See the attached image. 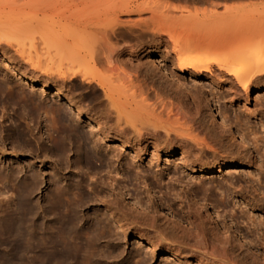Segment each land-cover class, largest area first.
Returning a JSON list of instances; mask_svg holds the SVG:
<instances>
[{"label":"bare ground","instance_id":"6f19581e","mask_svg":"<svg viewBox=\"0 0 264 264\" xmlns=\"http://www.w3.org/2000/svg\"><path fill=\"white\" fill-rule=\"evenodd\" d=\"M187 1L195 5L198 4L201 7L204 6V8L201 9L197 5V8H194L193 12L188 10L189 7L184 9L182 8L180 10L179 18H175L174 16L173 18H170L171 16L168 17L165 12L161 11L162 9L160 7L153 6V8H150L146 5L144 6L142 4H137L134 2V0H0V58H5V61H8V63H10L11 65V68L9 67V65H6V67L0 65L1 68L3 67V69H5L6 71H0V112L2 110L5 111L7 108H10V114L8 116L5 115L6 113H0V115L2 114L0 116V127L2 128V125L4 124V118L7 116L9 117V119L7 118L9 123L13 124V126L16 125L20 119H26L28 122L26 124L28 125H26L27 127L24 128L28 130L30 128L29 124H32L33 121H35V115H33V113H35L36 111L39 112H36L37 114H40V122H44V124L48 122L47 116L50 112L49 110L52 107L51 104L48 103V105L50 104L49 106L51 107L49 110L48 108H46L48 106L47 104H45V101L48 100H46L44 95H46L48 92H53L55 97L57 96L60 98V102L63 105V108L61 107L62 109H65L66 112H74L77 114V116H80V122L82 120V117H86V112L88 111H81L82 109L85 110L84 108L86 106H84V108L80 107L82 109H78V107H76L74 104L69 103L65 100L60 92L61 90L59 91L52 89L53 87H50L46 83V78H49V70L45 69L42 71L40 75L43 77V82H41L40 80H37V78H35V71L40 70V73L41 69L39 68L41 66L38 67L36 65H33L32 62H27L24 67L25 71L20 72V70L22 71L23 69L21 63L20 65L22 69L18 70L19 67L16 66L17 61L15 64V60H12L13 58L10 57L12 55L6 56L7 54H4L6 51H11L12 48H15L12 41L18 40V42L16 41V44L18 43L19 45V39H25L28 43L25 40L24 42H26L30 46L31 44H33V42H35V40L32 41V39L38 35L40 41H37H39L38 43L42 45V50H47V55L46 53L45 55L46 57H48V51H50V47H56L54 49L59 50V48L61 49L64 45L67 44L68 40L65 36L68 35L69 38V36L71 37V35H73L71 37L72 42L74 35L80 34V36L75 35L77 37H80V65L82 64V66L84 67L83 64H85V66L87 64H90L93 67L100 66L104 69L103 74L98 75L97 73L98 77L96 75L88 76L84 74V72L82 73L80 71V84H82L81 86H83L81 88H85L86 86L91 87L94 84V86L98 88L97 90L103 93V97L99 96L102 97L100 99L104 98L100 104H105L104 108H101V111L99 112L97 117H94L92 119L89 118L93 122V126L91 125L92 122H89L88 127L86 126L89 131L90 129H92V131L90 132L91 136L92 132H97V136L101 138L98 139L97 137H95V139H92L93 147H91L92 145L90 144L88 145L90 146V149L92 148L91 152H94L93 148L96 151L94 153H91L90 151V153L87 151H83V158H81V156L80 158L84 160L96 159L97 162L99 161L98 164L100 165L106 163L102 162V159H104V157L101 155L100 150L97 149L98 147L95 148L98 141L102 144L104 143L102 141H106L107 144H115L118 147V150L120 148L121 150H129L132 153H130L131 156L127 155L128 153H126L125 156V153L121 154L120 152V154L117 153V155L116 153L111 154L110 152H112L111 149L113 147L110 149L109 144V148L107 149L108 151L106 150L109 157L106 156L105 159H107V157L109 159H115V157H117V159H123L124 155L125 157L130 156L131 159L134 160L139 159L140 161L148 154L149 149H152V155L150 154L151 162L155 158H160L159 156L162 154L165 155L166 158H168V156L174 155L179 156V159L176 161L177 163L174 164L173 172L172 170L167 169L164 172L165 174L162 173L163 175H161V172L158 171V169L157 171L152 173L148 172V174L144 176V178L146 177L145 179L151 181L152 186H150L152 187V191L156 189L157 191L155 192H157L159 196L155 197L149 195L150 190H146L145 194L142 192L144 194L143 198L136 197L137 194L136 196H132L134 198H132L130 195L129 201L131 202L132 206H134V210H136L133 214L129 213L130 208L128 210L127 207L122 204V202H119L122 201V199L118 201V198L116 199L115 197V199L109 200L111 196H114L111 192L114 191L113 189H115V187L113 186L112 182L108 184L107 188L111 192L109 194L106 193V191V194L104 193V196H102V194L101 196L103 201H100L104 202V205L108 207L107 216H109L113 225L115 226V228H117L114 231V235L119 237V233L122 232L125 235V238H127L128 235L129 237H133L134 243L137 248L139 247L145 250V254L149 255V259H147L148 261L153 260L155 256L160 253H165V260L162 258L163 261H165V264L170 261L171 258H173V264H264V257L263 259H259L258 256L254 254L251 255L250 262L240 259L239 255L236 254L235 247L236 245L239 246V244L241 243H237L235 241V239L232 237V234L228 230L229 228L227 229L226 227H222L223 230L218 228L219 223L221 224L226 220V217H228L230 221H239L240 219L243 220L245 222L244 224L246 228L250 230L252 229L255 233L259 230L264 229V102H261L259 104V109L255 110V112H258L256 113V115L254 114V112H248L247 107L243 108L246 114H248L249 116L251 115L252 118L257 119V117H259L260 123H258L257 121L258 127L256 129L254 126V131L249 130L250 132H248L247 134H241L240 132H242V129L240 128L244 127L243 122L245 121L243 120L242 122V120H237L238 124L240 122L242 123V126L240 127L241 123L237 125V122H235V126L238 127L236 129L235 126L231 125L234 122L232 118L231 119L233 122L231 124H227V122L229 121V117L226 115V112H224L225 109H222L223 112H221L219 111V109H216L218 107L215 108V106V117L219 121L224 122V124L222 123V125H216L215 122V124L211 122L212 124L207 125L205 121L206 117H204L203 112L208 107V103L210 102L208 100L209 98L207 99V96L204 97L206 93L204 96L202 95V92L198 90L196 84H194V88L192 90H188L182 83V77L184 75H187L188 79H192L193 81L204 80L206 82H209V84L218 88L220 93L221 91L224 92H222L224 95L220 98L215 97L217 95L213 96L214 100L212 99L211 102L215 100H217V102H220L218 100L226 99V97H228V100L225 102L229 103L232 106H235L236 104L241 105L243 103L248 105L251 103L253 93L264 90V0ZM160 4L162 5V3ZM170 9L172 10V8ZM133 14H137L138 20H130V16ZM145 14L146 16H148L146 17ZM121 16H125V19H122L123 17L121 18ZM22 34L24 36H34H25L28 38L27 39L24 38V36H21ZM132 35H135L136 37H132ZM145 35L151 37L150 42H148L150 46H160L161 48H163V51L166 53V55L169 54V57L173 58L172 62L174 63L173 72H169L164 65L157 64L158 66L155 67V69L161 71V73L159 72L161 76L156 80L160 84V90H155L154 92H160L161 96L160 94H158L157 96L159 99H156L155 96L152 95L157 102L153 101V104L151 105H148V103L150 104L149 99L152 102L154 98L149 96L148 99L147 96V93L150 92L148 90L151 87L148 88L146 93L144 89H141L140 85L141 83L144 84L145 80H148L150 82L149 84H151V82L155 83L156 77L154 72L155 70L149 69V63L141 62L143 53L141 54L140 51L142 50V47L147 46V43L145 44L143 43L144 41L141 40V45L139 49L137 48L138 50L135 48V45H132L134 44V39H136L135 41L138 42V40L141 39L140 37H144ZM125 36L132 37L133 40H131L133 41V43H131V40H129L131 44L127 43L126 39L128 38H126ZM137 42L136 44L138 45L139 42ZM34 44L36 45V43ZM73 44L74 42L71 45ZM13 53L15 54L14 50ZM23 58L22 60L24 62ZM3 64L5 65V63ZM85 71H88L87 74H89L90 72V70H88L87 68ZM95 72H91V74H94ZM7 73H9L8 75H10L11 79H9V77L5 78V76H7ZM65 77L66 76H64V74L61 75V78L66 81L67 77L66 79ZM140 77L141 81L142 79H144V82L140 81ZM14 78H17L19 80V85L16 84V81L15 83H12L15 80ZM51 79L52 78H50V80ZM64 82L61 81V83ZM11 83L13 85L16 84L17 91L14 90L15 86L13 87ZM61 83L59 86L62 85ZM147 83H145V86ZM94 86L91 88L94 89ZM36 87L39 90V93H42L39 104L37 103L38 100L33 95V91L36 89ZM152 88H154V85L152 86ZM93 89L90 90V93ZM154 89H157V87H155ZM142 91L147 94L145 95V98L147 97L148 100H145L142 97V95H144ZM129 92L131 93V95H129ZM96 93L97 95H99L98 91ZM138 95L141 96L136 98L135 96ZM149 95H151V93H149ZM140 97H142L143 99L140 100ZM100 99L98 98L99 102ZM83 100H85V98ZM86 100L84 101V105L87 102ZM144 100L149 102H145L147 103L145 105ZM82 105L83 104H81V106ZM100 107L101 106H99V110ZM155 108H157L156 110H158V112H156ZM64 111L62 110V116L64 115V113L68 114V116L64 115L65 117H63V121L65 122V118L71 116H69L70 113H66ZM19 112L21 113L18 114ZM51 114L53 115L52 111ZM54 114L55 115L53 116V118L55 117V121H58V119H56L58 118L56 117V113ZM52 115L49 114V116ZM37 116L35 118L38 120ZM237 117L239 118L240 116ZM49 118L51 120L52 117ZM50 120L49 122L51 124L52 120ZM59 122L60 121L55 123ZM72 122L73 121H71L70 123ZM60 123L56 126L59 127ZM48 124H45L44 128L46 127L48 129ZM32 125L34 127V124ZM63 125L64 123H62L60 127H62ZM46 128L45 133L46 131L50 130H47ZM62 129H64V126L62 127ZM62 129L60 130V128H58L57 131L54 132L56 136L54 139L55 141L53 142H57L61 148L65 149L63 146H65L64 143L66 141L64 140H67L69 137L66 139L64 135L67 127L66 129H64L65 131H63ZM93 129H95V131ZM245 129L243 130V132H245ZM31 130L29 129V131H27L30 132V137L34 135L31 134ZM258 132H260V134ZM87 133L83 131L84 136H86L85 134ZM70 134H68V136H70ZM74 136L76 137L77 135ZM94 136L95 135L93 134V137ZM96 138L98 139V141L96 140ZM21 139L23 140V137ZM38 139H40V137ZM52 139L53 137L51 138V140ZM20 140H18V142ZM33 140H36V137L32 139V141ZM15 141H17V139ZM68 142L67 145H69L71 141L69 143ZM33 143H35V141ZM40 144L41 143H39L38 145ZM80 146L82 147V145ZM48 147H46V149ZM60 147L57 146V148L59 149H56L55 147V150L57 151V153L63 155L66 150H62L60 153L58 152L60 150ZM85 147H87V145ZM109 153L111 155H109ZM258 159L260 160V162H258ZM164 161L167 162L168 160L165 159ZM106 164H104L103 166H105ZM137 164L140 163L137 162ZM137 164H134L135 166L132 167V169L134 168V170H140L141 165ZM127 168H125L124 170H128ZM245 168L251 170L247 174V178L244 177V179L241 178L240 175L237 177L236 175L232 176L230 174L228 175V177L220 175L223 173V171H226L225 173H236L240 172L239 169L245 170ZM177 169H180L184 173L189 174L186 177L178 175ZM167 171L168 173H166ZM1 172L3 171L1 170ZM196 173L199 174L198 178L193 177V174ZM117 175L118 173L116 171L115 177ZM214 175H219L222 179L221 181L225 182L226 185L228 184V187L231 191L226 193L224 190H222L223 184L218 183L214 180H210V183L208 184V180L211 179ZM10 176L12 175L10 174ZM112 181L116 183L117 180H115L114 178ZM103 183H101V185ZM105 183H107V181ZM23 189L27 192V189ZM31 191L29 193H31ZM68 191H65V189L62 190V188L59 190V192L57 191L59 194L57 195L56 193V197L52 196V199L50 200V202H48L49 205H47L48 210L45 212H47L46 214L48 215V217H52V220L50 219L52 221V225L50 226H52L53 229L59 228L58 233L60 232L61 234H63L61 237L72 239L73 242V240H75L73 227L75 224H77L78 221L76 216L74 215L76 214L74 213L76 206H73V202H71L69 199V195L72 192H70V190ZM29 193L28 195L26 194L28 198L30 197L29 195H31ZM97 195L98 193L96 194V196ZM128 195L129 194H127V196ZM83 198H81L80 201L83 200ZM8 202L5 203V206ZM21 203H18V207ZM27 203L25 201L26 205H28ZM30 203L32 204V202ZM22 205L24 206V204ZM80 205H83L82 207H84V204ZM176 205L178 206L177 208H179H176L177 210L174 209V206ZM2 206L4 207V205ZM16 207L17 205L15 206V208ZM209 207H212L213 214L216 219H213L214 216L212 217V215L209 213ZM26 208H28V212L31 211V206L30 209L29 207ZM7 209H9L10 211V208ZM219 209L221 210L222 214L225 210L227 216L225 217L224 215H221ZM6 211L7 210L5 209V212ZM12 212L13 210L11 211V213ZM28 212L27 214H29ZM11 213H9V215ZM23 213L24 212H22V214ZM71 213H73V215H71ZM255 213H258V216L256 215L255 217ZM27 214L24 216L27 217ZM252 214L254 215L250 216ZM16 215H20V213H17ZM105 215L106 214H104V216ZM28 217L30 218L31 215H29ZM5 218H7V216ZM13 219L14 221L16 220L15 218ZM173 220L178 222H174ZM21 221L22 219L19 220L18 217L17 222H19V225H17L18 223L16 222L17 224H13V226H18L17 229L19 230L20 228L22 229V226L24 224H22L23 221ZM26 221L27 220H25V222ZM160 221L164 223L159 224ZM223 224L224 222L222 223V226ZM20 225L21 227L19 228ZM24 226L26 227V225ZM26 228L24 230H26ZM24 230L23 233H27L30 231L28 229L29 231L26 230V232H24ZM110 230L112 231L108 224L103 221H98L95 224L92 222L89 223V228H87V231L80 232V252L82 249H84L81 252L84 253V255H80L81 262L79 264H100L104 260L103 256V258L101 259L96 257L98 253L96 256L93 254V252H90L89 255L85 254L88 253V249L90 251L91 248L95 247L92 245H94V242L96 243V240L99 241V239H103L106 234L108 236ZM252 230L250 231L251 233ZM8 231H4V233H8ZM56 232L57 231L52 234H54L57 239L56 234L58 233ZM36 233L33 234L36 235ZM260 233L261 232H259V234ZM18 234L19 233H17V235ZM28 234H30V236L32 235L31 233ZM17 235L16 237H19L20 234L18 236ZM118 237L116 238L118 239ZM31 238H33V235ZM63 238L61 239L63 240ZM259 239L263 241L264 234H262ZM83 243H86V246L83 245ZM62 248L65 249L64 247ZM239 248L242 249V247ZM103 251L104 250H102V253ZM103 255L105 256L107 254ZM107 259L110 260L111 257ZM141 261H137V264H145L144 261Z\"/></svg>","mask_w":264,"mask_h":264},{"label":"rangeland","instance_id":"374dc122","mask_svg":"<svg viewBox=\"0 0 264 264\" xmlns=\"http://www.w3.org/2000/svg\"><path fill=\"white\" fill-rule=\"evenodd\" d=\"M134 2L137 3V4H142L144 6L146 5L147 7H150V8H153V6L154 7L158 6V7H160L162 9L161 10L162 12H165L167 14L168 17L171 16L170 18H173V16L175 18H179L180 10L182 8L184 9V8L189 7L188 10L193 12L194 8H197L196 6L198 5V4L195 5V4H193V3H191V2H189L187 0H134ZM160 3H162V5ZM198 7L201 8V9L204 8V6L201 7L200 5H198ZM170 8H172V10ZM171 12H174V13H171ZM145 16H146V14H145ZM145 16H144V18H145ZM121 18L125 19V16H121ZM135 18H137V14H133V15L130 16V20L132 19V21H133V19L134 20H138V18L137 19H135ZM75 35L80 36V34H75ZM75 35H74L75 38L73 37V41L72 42H71V39H72L71 37L73 35H71V37L69 36L70 39L68 38V35L65 36L66 39L68 40L67 44L64 45L61 49L59 48V50L54 49L56 47H54V48L50 47L49 50L51 52L48 51L49 52L48 53V57H46L47 50H45V49H44L45 51L42 50L43 49L42 45L40 43H38L40 41L39 38H38L39 37L38 35L35 36L33 39L30 38V39H32V41L35 40V42H33V44H31L32 42L30 43L31 47L29 46V44H27L28 43L27 40L24 39L27 42L26 43V42H24V40H20L18 38L19 39V45H18V43L16 44V41L18 42V40H14V41H12V43L15 46V48L14 49L12 48V50L10 49L11 51H9V50L6 51V52L4 51L5 52L4 54H7L6 56L12 55L10 57L13 58L12 60H15V64H16V61H17L16 66L19 67L18 70L23 68L22 71L20 70V72L25 71L24 67L27 64V62H32L33 65H36L38 67L39 66L43 67L44 65H46V66L43 67L44 69L41 68V67L39 68V69H41L40 73H39L40 70H38V71L36 70L35 71V74H36L35 78H37V80H40L41 82H43L42 81L43 77L40 74L45 69L49 70L48 71L49 78H46L47 79L46 83L50 87H53L52 89L59 90V91L61 90L60 92H61L62 96L65 98V100L67 102H69V103L74 104L76 107H78V109H82V108H84V106H86L87 108L85 107L84 108L85 110L82 109L81 111L82 112L83 111L84 112L88 111V112H86V117H82V120L80 122V116H77L76 113L71 112V111H67L66 112L65 109H62L63 105L60 102L61 101L60 98L57 97V96L55 97L53 92H48L46 95H44L46 100H48V101H45V104H47L48 107H46V108H48V110L52 106L51 109L52 108L53 109L52 110L50 109L49 110L50 112L49 111L48 112H49L50 115H52L51 114V111H52L53 115L49 116V114H48L47 117L48 118L49 117L53 118V116L55 115L54 113H56V117H58L56 119H58V121L61 122V123L59 122L60 126L62 125V123H64V125H63L64 129H66V127H67V129L65 131L64 129H62L63 126L62 127L56 126L57 124L59 125V123H55V122H58L57 120L55 121V117L53 118V120L55 122L51 118V120H52V122H51L52 126H51V124L49 122L50 118L49 119L47 118L48 122H46L45 124H48V123L50 124V125L48 124V126H47L48 129H50V130L46 131V133H45V128H46V127L44 128L45 124H44V122H40V120H39L40 114H37L39 112L36 111L37 113L36 112L35 113L38 116L35 113H33V115H35L34 116V120L35 121H33V119H32V121H33L32 124H34V127H33L32 124H29L30 125L29 129L31 130V128H32L31 134H34V135H32L30 137V132H27V131H29V129L27 130V129L24 128V127H27L26 125H28V124H26V123H28V122H27L26 119L22 118L23 115H22V117L20 116L22 119L19 118L20 119L18 121L19 123L17 122V124L13 126V124L9 123V121H8L9 117H7L10 114V108H7L6 110H8V111L5 110L6 112L1 109L2 111L0 113H4V114L6 113L5 115H7V116L5 118L6 119L8 118V119L6 120L4 118V124L2 125V128L0 127L1 128V130H0V141H1L0 142V165H1L0 166V177H1V179H0V202H1L0 203V211H1L0 212V222H1L0 223V229L2 230V232L0 230V236L2 234V236L0 237V264H66V263L67 264H74V263L75 264H79L81 262V260H80L81 256L80 255H84V253H81L84 249H82L81 252H80V243H79L80 242V232L87 231V228H89V223L92 222V223L95 224L98 221H103L106 224H108V226H110L112 231L111 230H110L111 232L109 231V235H108L109 237L106 234V236L103 239H99V241L96 240V243L94 242V245H92V246H95V247L91 248V250H93V251H91V250L89 251V249L88 250L86 249L88 251V253H86L85 255H87V254L89 255L90 252H93V254L96 256L97 253H98V255L96 257H98L100 259L104 257L103 258L104 260L102 259L103 261L101 262L102 264H124V263H126V264H135L136 263L137 264V261H141V260H142L141 262L144 261L145 264H163V263L165 264V261H163V259L165 257V253H160V254L156 255L153 260H149L148 261L147 259H149V255L145 254V250H143V249H141L139 247L137 248V246L134 243L133 237H131V236L129 237V235H128L127 238H125L124 237L125 235L122 232L119 233V237L115 236L114 235V233H115L114 231L117 228H115V226L113 225V223L110 220L109 216H107L108 207L106 205H104L105 204L104 202H101V201H103L102 200V196H104L106 193L110 194L111 191L108 190L107 187H108V184L110 182H112V184L115 187V189H113L114 188L113 187L112 189L114 191L111 192V193L114 196L113 197L111 196V198H109V200L110 199H115V197H116V199L118 198L117 199L118 201L120 199H122V201H119V202L120 203L122 202V204L125 207H127L128 210L130 208L129 213L130 214L131 213L132 214L135 213L136 210H134L135 209L134 206H132L131 202L129 201L130 195L132 197V196H136V194H137L136 197H142L143 198L146 190H150L149 195L155 196V197L159 196V194H157V192H155V191H157L156 189L152 191V187H151L152 183H151V181L145 179L146 177L144 178V176H146V174H148V172L152 173V172L157 171L158 169H159L158 171L161 172L160 173L161 175H163L162 173H164L167 169L172 170V172H173L174 171V169H173L174 168V164L177 163L176 161L179 159V156H177V155L175 156L174 155V156H168V158H166L165 155L162 154V155L159 156L160 158H158V159L155 158L156 160L154 159L151 162L150 161V156L152 155L151 154L152 149H149L148 154L144 158H142L140 161H139V159H135L134 160V159H131V157H130L131 154H132L131 151H129V150L128 151L121 150L120 148L118 150V147L115 144H111V143L107 144L106 141H102V142H104L103 144L101 142L99 143L98 139H101V138L99 136H97V132H92V136L90 135V132L92 131V129H90V131H89V129L86 128V126L87 127L89 126L88 124H89V122L90 123L92 122L91 121L92 118L98 116L99 112L101 111V108L103 109L105 104H100L103 101V99H104V98L100 99V98L103 97V93L100 92L99 90H97L98 88H96V86H94V84H93V86L95 87L94 88L95 90L93 88H91L93 86H91V87L88 86L90 89L87 86L85 88H81L83 86H81L82 84H80V71L82 73L84 72V74H86L88 76H95V75L97 76V73H98V75L99 74H103L104 69L102 67H100V66L99 67H93L90 64H87L86 66H85V64H83L84 67H85V70H86V68L88 70H90L89 74H87L88 71L84 70V67L82 66V64L80 65V37H77ZM15 36H19V35H15ZM21 36H24V35L22 34ZM25 36L33 37L34 35L33 36L25 35ZM25 36H24V38H27ZM134 36L132 35V37H134ZM125 37L128 38V39L125 38L127 43H129V44L133 43L132 37H130V36H125ZM140 38H139L140 40H138V42H139L138 45L136 44V42H137V41H135L136 39H134V44H132V45H135V48L139 49V47L141 45L140 44L141 40L144 41L143 43H145V44L147 43L146 44L147 46H145V47L141 46L142 50L140 52H141V54L143 53L141 62H143V63L148 62L149 63L148 66L150 67V68L149 67L148 68L150 70L151 69L155 70L154 72H155V75H156L155 83L151 82V84H149L150 82L148 80H145V82H144L143 81L144 79H142L144 84L143 83L140 84L141 85V89H144L145 92L147 93L148 88L151 87L148 90V91H150V92L147 93L148 95L143 92L144 90L142 91L143 94H144V95H142V97L146 100L147 97L145 98V95L148 96V99H149V96L153 97L152 95H154L156 99H159L157 95L160 94V96H161V93L160 92L157 93V92H154V91L155 90H157V91L160 90V84L156 80L158 79V77L161 76V74H159V72L161 73V71L155 69V67H157L158 65H164L169 72H173L174 71V66H173L174 63L172 62L173 58L169 57V54L166 55V53L163 51V48H161L160 46L159 47L158 46H154V47L150 46L148 44V42H150V40H151L150 36L145 35L144 37H140ZM37 40H39V41H37ZM129 40H131V43L129 42ZM73 42H74V44L71 45ZM34 43H36V45ZM37 45L38 46L41 45V46L38 47ZM52 49H54V50H52ZM13 50H14L15 54L13 53ZM45 53H46V55H45ZM16 54H18V55H16ZM20 56H21V58H20ZM22 58L24 59V62H23ZM18 60H19V62H18ZM45 60H46L47 63L45 62ZM22 62L24 63V65H23ZM3 63H5V65ZM20 63L22 65V68H21ZM0 65L1 66H5V67H6V65H9V67L11 66L10 63H8V61H5V58H3V57L0 58ZM47 65H48V67H47ZM1 66H0V71L6 72L5 69H3V67L1 68ZM91 72H95V73L91 74ZM49 73H50V75H49ZM8 74L9 73H7V76H5V78L9 77V79H11L10 75H8ZM51 74H53V75H51ZM62 74H64V76L67 77V79L65 77L66 81L61 78ZM0 77H1V75H0ZM50 78H52V79L50 80ZM14 79L15 80L12 83H15V81H16V84L19 85L20 84L19 80L17 78H14ZM58 80L60 81V83H61V81L62 82L65 81L64 83H61L62 87L59 86L60 83H59ZM140 81H141V77H140ZM145 83L148 84V85L146 84V86H148V87L145 86ZM182 83L184 84V87L186 89H188V90H192L194 88V84H196V87L198 88V90H200L202 92V95L204 96L205 93H206V95L204 97L207 96L206 98L207 99L209 98L208 100L210 101L209 102L210 104L208 103V107H210V108L207 107L206 108L207 110L205 109L204 112H203L204 117H206L205 121H206L207 125H210V124H212L214 122L216 123V125L217 124L218 125H220V124L222 125V123L224 124V122L219 121L215 117L214 110H215L216 107H218L216 109H219V111H221V112H223V110L225 109L224 112H226V115L229 117V121L227 122V124H231L234 121L231 125L235 126L236 125L235 122H237V125H239L241 123L240 122L241 120H242V122H243V120L246 122V124H245V122H243V126H244L243 128L245 129L247 127L245 129V132H243L244 129L241 127L242 123L240 124V127H241L240 129H242V132H240L241 134L242 133L247 134L251 130L254 131L255 128L257 129V127H258L257 121H258V123H260L259 117H257V119L252 118L251 115L249 116L248 114H246V112H245V110L243 108L247 107L248 112H254V114L256 115V113H258V112H255V110L256 109L258 110L259 109V104L261 102H264V90L260 91V92H257V93H253L250 104L246 105L245 103H243L241 105L236 104L235 106H232L229 103L225 102V101L228 100V97H226V99L218 100L220 102H217V100H215L216 102L215 101L211 102V100L213 99V96L217 95L215 97H217V98L219 97L220 98L221 96L224 95L223 94L224 92L221 91V93L223 92L221 94L220 91L218 90V88H216L215 86L209 84V82H206L204 80L193 81L192 79H188L187 75H184L182 77ZM16 84H14V85L12 84L13 87L15 86L14 87L15 91H17ZM153 85H154V88L157 87V89L152 88ZM58 86H59V88H58ZM63 86H65V87H63ZM80 89H85L87 91L80 90ZM91 89H93V90L90 93ZM151 89H152L153 93L151 92ZM96 90L99 92L98 93L99 95H97V93H96L97 91ZM149 93H151V95H149ZM33 95L38 100L37 103L39 104V100L42 97V93L41 92L39 93V90L37 89V87L33 91ZM129 95H131V93ZM39 96H40V98H39ZM99 96H102V97H99ZM139 96H141V95H138V96H135V97L137 98ZM142 97H140L141 99L140 98L139 99L142 100L143 99ZM84 98H85V100L88 98L90 102L87 99L86 100L87 102L84 105V101H85V100H83ZM98 98L100 99V102H99ZM155 98H154V100H152V102L149 99L150 104L148 103V105L153 104V101H156ZM68 100H70L71 102L68 101ZM134 100H136V99H134ZM145 100H144V103L145 102H149V101H145ZM80 102H82V103H80ZM88 102H89V104H88ZM48 103H50L51 106H49L50 104L48 105ZM81 104H83V105L81 106ZM92 104H93V106H92ZM146 104L147 103H145V105ZM59 105H60V107H59ZM87 105H89L90 107L87 106ZM99 106H101L100 110H99ZM214 106H215V108H214ZM80 107H82V108H80ZM59 109H62L63 111L65 110L64 112H66V113H70L69 116H71V117H68V118L66 117L65 118V120L67 121V122L65 121L66 123L63 121L64 120L63 117L68 116V114L64 113L65 116L64 115L62 116L61 115L62 110H59ZM156 109L157 108H155V110ZM38 111H39V108H38ZM90 111H92L93 113L90 112ZM156 112H158V110H156ZM20 113L21 112H19L18 114H20ZM59 113H60V115H59ZM94 114H96V115H94ZM90 115H92V116H90ZM36 116H37L38 120L35 118ZM87 116H88V118H87ZM237 116H240V117L238 118ZM89 118H91V119H89ZM231 118L233 119V121H232ZM25 120H26V122H25ZM70 120L73 121V122L70 123L71 122ZM237 120H240L239 124H238ZM84 122H85V124H84ZM18 124L20 125V127H19ZM67 124H68V126H67ZM91 125L93 126V122L91 123ZM254 126H255V128H254ZM9 127L10 128L13 127V128L10 129ZM55 127H57V128H55ZM252 127H253V129H252ZM18 128H21V129H18ZM58 128H60V130L62 129L63 131H65L64 135H65L66 139L69 137L67 140H64V141H66L65 142L66 144L64 143L65 146H63L65 149L61 148L58 145L57 142H53V141H55L54 139H55V136H56V134L54 132H56ZM237 128L238 127H236V129ZM21 130H22L23 134L21 133ZM93 130L95 131V129H93ZM246 130H247V132H246ZM83 131H85V133L88 132L87 134L90 135V136H88L87 134H85L86 136H84ZM47 132H48V134H47ZM76 132H77V134H76ZM43 133L45 135L47 134L48 136L47 135L45 136ZM70 133H73V134H70ZM258 133L260 134V132H258ZM20 134L23 135V136H21ZM24 134H27V135H24ZM50 134H52V135H50ZM68 134H70L71 137L68 136ZM93 134L95 135L94 137H93ZM49 135H50L51 138L53 137L52 140L49 137ZM66 135H67V137H66ZM74 135H77V136L75 137ZM20 137L21 138L23 137V140ZM35 137H36V140H37L38 143L36 142V140L32 141V139H34ZM39 137H40V139H38ZM95 137L98 138V139L96 138V140L99 143V144L97 143V146L95 148L98 147L97 149L100 150L101 155L104 157V159H102V162L103 163L104 162L107 163V164L104 163V164H106L105 166H103L104 164H102V165L98 164L99 161L97 162L96 159H88V160L87 159H85V160L81 159V158H83V155H82L83 151L84 152L85 151H87V152H89V151L91 152L92 151V148L90 149V146H88V145L90 144V145H92L91 147H93L92 139H95ZM15 138L17 139V141H15L16 140ZM82 138H83V140H82ZM86 138H88L90 141L88 139H86ZM48 139H49V141H48ZM85 139H86V141H85ZM18 140H20V141L18 142ZM34 141H35V143H33ZM68 141L69 142L71 141V142L69 143ZM83 141H84L85 145L83 144ZM67 142L69 143V145H67ZM36 143H37V145H36ZM39 143H41V144L38 145ZM109 144H110V146H109L110 149L113 147L111 149L112 152H110L111 154L116 153V155H117V153L118 154H120V153L124 154L125 153V156H126V153H128L127 155H130V156L125 157L123 155V159H117V157H115V159L114 158L113 159H109L108 158L109 156L107 154V151H108L107 149L109 148L108 147ZM80 145H82V147ZM86 145H87V147H85ZM57 146L60 147V150L58 151L60 153H61L62 150H64V151L66 150V152H64L65 155H64V153H63V155L57 153V151L55 150V147H56V149H59V148H57ZM46 147H48V148L46 149ZM99 147H101L102 150ZM80 149H81L82 152L80 151ZM114 149H116V150H114ZM117 150H118V152H117ZM93 151L95 152L96 150H94V148H93ZM113 151H115V152H113ZM94 152H91V153H94ZM110 153H109V155H111ZM103 154H105V155H103ZM80 156H81V158H80ZM106 156H108L107 159H105ZM165 159H167L168 161L165 162L164 161ZM99 160H101V159H99ZM137 162L140 163V164H137ZM258 162H260V160ZM134 164L141 165V169L140 170H136V169L134 170V168L132 169V167L135 166ZM149 164H150V166H149ZM125 168H127L128 170H124ZM130 168H131V170H130ZM114 169H116V170H114ZM1 170L3 172H1ZM177 170H178V175H182L183 177H186L189 174V173H184L180 169H177ZM177 170H175V171H177ZM250 170L251 169H248V168H245V170L239 169L240 172H236V173L235 172H230V173L227 172V173H225L226 171H223V173L220 174V175H224V177H228L229 174L232 175V176L236 175V177L240 175V177L244 179V177L247 178V174L250 172ZM116 171H117L118 175L115 177V172ZM123 171H125V172H123ZM53 172L54 173L56 172V173L54 174ZM166 173H168V171ZM10 174L12 176H10ZM136 174L137 175L139 174V175L137 176ZM30 175H32V176H30ZM193 177L198 178L199 174H197V173L193 174ZM114 178H115V180H117L116 183L112 181ZM143 179H144V183H143ZM210 180H214V181H216L218 183H222L223 184V189L222 190H224L226 193L231 191L229 189V187H228V184L226 185L225 182L221 181L222 179L220 178L219 175H214L211 179H209L208 180L209 181L208 184L210 183ZM80 181H82V182H80ZM101 181H103V182L107 181V183H105V182L103 183ZM31 183H33L34 185L36 184V185L34 186ZM97 183H100V184H97ZM101 183H103L104 185L103 184L101 185ZM143 184H144V187H143ZM123 186H124V188H123ZM23 188L27 189V192ZM61 188H62V190L65 189V191L70 190V192H72L71 194H73V195L70 194L69 195V199H70L71 202H73V206H76V208H77V209L75 208V210H74V213H76L74 215L76 216L77 221L79 223L76 221L77 224L74 225L75 229L73 227V233L75 235L74 236L75 240H73V242H72V239L61 237L63 234H61L60 232L58 233V229L59 228L58 229H53V227L50 226V225H52V221H51L52 217L51 216L48 217V215L46 214L47 212H45V211L48 210L47 209L48 208L47 205H49L48 202H50V200L52 199V196L56 197V193H57V195L59 194L58 192H59V190ZM29 189H30V191L32 190L31 193H29L30 192ZM144 189H145V191H144ZM100 190H101V192H100ZM99 192H100V194H99ZM121 192H123V193H121ZM28 193L31 194V195H29L30 199L27 196ZM97 193H98L97 196L99 198L96 196ZM51 194H54V195H51ZM80 194H82V195H80ZM127 194H129V195L127 196ZM78 195H80V196H78ZM94 195H95V197H94ZM49 196H50V198H49ZM46 197H47V199H46ZM87 197H88V199H87ZM93 197L96 198V199H94ZM81 198H83V200L80 201ZM132 198H134V197H132ZM97 199H99V200H97ZM25 201H26V203L28 202L27 204L31 206V209H30V206L25 204ZM6 202H8L7 203L8 205L6 204V206H5ZM17 202L18 203L22 202L21 204H19V207H18V203ZM30 202H32V204ZM15 204L17 205L19 210H18L17 207L15 208V206H16ZM22 204H24L25 207ZM80 204H84V207H82L83 205L81 206ZM2 205H4V207ZM8 206H10V207H8ZM6 207L10 208V211ZM26 207H29V209L31 210L30 211L31 214H30V212H28V208H26ZM177 207H178L177 205L174 206V209H176ZM11 208L13 210L12 213H11V211H12ZM38 208H40V209H38ZM5 209L7 210L6 212H5ZM177 209H179V208H177ZM37 210H39V211H37ZM227 210H229V209H227ZM14 211H17V212H14ZM219 211H220L221 215H224L225 217L227 216L226 213H225V210H224L223 214H222L220 209H219ZM8 212L11 213V214L9 215ZM22 212H24V213L22 214ZM25 212H26V214H27V212L29 213V214H27V217L24 216V215H26ZM13 213H15V214H13ZM17 213L18 214L20 213V215H16ZM102 213H104L106 215L104 216V214H102ZM179 213H181V212H179ZM209 213L212 215V217L214 216L212 207L209 209ZM246 214H248V213H246ZM257 214L258 213H255V217H256ZM13 215L14 216L16 215V216L14 217ZM29 215H31L30 218L28 217ZM71 215H73V213H71ZM164 215H165V213H164ZM253 215L254 214H252L250 216H253ZM6 216H7V218H5ZM12 216L17 221H18V217H19V220L22 219V221H23V222L21 221L22 224L26 225V227L31 232L24 225L22 226L23 227L22 229L20 228L21 225L19 226L20 230L17 229L18 226L14 227L17 223H18L17 225H19L20 221L17 222L15 220L17 222L16 223L14 221V219L12 218ZM8 217H9V220H8ZM3 218H4V221H3ZM106 218H108V219H106ZM213 219H216V217L214 216ZM25 220H27V221L29 220L28 222L26 221L28 224L25 222ZM242 221L243 220H241V219L239 221H237V220L236 221H234V220L230 221V219L228 217H226V220L223 221L224 224L225 223L226 224L225 225L223 224V226H222L223 222L221 224L219 223L218 228L221 229V230H223L222 227L223 228L226 227L227 229L229 228L228 230L232 234V237L235 239V241L237 243H241V244H239V246L236 245V247H235L236 254L239 255L240 259L250 262L252 254L257 255L259 259H263V257H264V240L261 241L259 238L262 236V234H264V229L259 230L256 233L253 232V230L251 229L252 230V233H251L250 232L251 230L247 229L245 224H244L245 222L244 221L242 222ZM174 222H178V221H174ZM162 223H164V222H162V221L159 222V224H162ZM13 224H15V225L13 226ZM27 225H29V226H27ZM38 226L40 227V229H39ZM29 227H31V228H29ZM33 227H35V228H33ZM5 228H6V230H5ZM25 228L29 232L23 233V230ZM10 229H11V231H10ZM26 230H24V232H26ZM4 231H8V233L7 232L4 233ZM55 231H57L56 233L60 234V235L56 234L57 235V239H56V236H54V234H52V233H55ZM15 232L20 234V235L18 234L19 237H16L17 233H15ZM259 232H261V233L259 234ZM9 233H11V234L14 233L15 235L12 234L13 235L12 236ZM28 233H31L33 235V238H31L32 235L30 236V234H28ZM33 233H36V235L33 234ZM75 233H77V234H75ZM110 233H111V235H110ZM5 234H7V235H5ZM23 234H25V235H23ZM112 234H113V236H112ZM34 235H35V237H34ZM39 235H40V237H39ZM76 235H79V236H76ZM257 235L260 236V237H258ZM14 236H15V238H14ZM116 237H118V239ZM61 238H63V240L65 239V240L63 241ZM109 238H110V241H109ZM77 239H79V240H77ZM47 241H49V242H47ZM78 244H79V247H78ZM83 245L86 246V243H83ZM62 247H64L65 249H63ZM239 247H242V249L239 248ZM72 250H74V251H72ZM102 250H104L103 253H102ZM99 252H101L102 254L99 253ZM103 254H107L108 256L107 255L104 256ZM110 257H111L110 260L107 259V258H110ZM62 260H63V263H62ZM171 260L168 261L166 264H173V258H171Z\"/></svg>","mask_w":264,"mask_h":264}]
</instances>
